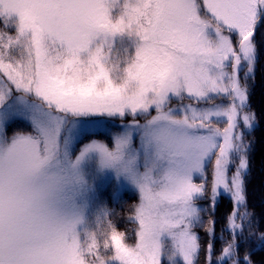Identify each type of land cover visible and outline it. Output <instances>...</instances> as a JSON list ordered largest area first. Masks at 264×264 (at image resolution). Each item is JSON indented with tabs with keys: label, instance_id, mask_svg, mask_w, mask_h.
Masks as SVG:
<instances>
[{
	"label": "snow or ice",
	"instance_id": "snow-or-ice-1",
	"mask_svg": "<svg viewBox=\"0 0 264 264\" xmlns=\"http://www.w3.org/2000/svg\"><path fill=\"white\" fill-rule=\"evenodd\" d=\"M262 63L264 0H0V264H256Z\"/></svg>",
	"mask_w": 264,
	"mask_h": 264
},
{
	"label": "trees",
	"instance_id": "trees-1",
	"mask_svg": "<svg viewBox=\"0 0 264 264\" xmlns=\"http://www.w3.org/2000/svg\"><path fill=\"white\" fill-rule=\"evenodd\" d=\"M251 103L257 114L264 116V63L258 66L256 72L255 84L252 86ZM253 135L255 137V144L251 156V175L248 178V203L250 208L259 216L261 213H264V118L261 119L260 125L256 128ZM135 202V200H131L126 205H110V207H115L119 211L120 208L126 209ZM226 210L227 206L222 204L219 207L218 216L222 218ZM121 215H126V212L121 213ZM117 223L120 224L122 231L128 227L120 219L117 220ZM223 227L224 225L221 222L218 225V234L219 229ZM219 248L220 244H216V249L219 250ZM252 248H255L254 244L249 245V249L251 250ZM253 259L256 261V264L264 261V248H256Z\"/></svg>",
	"mask_w": 264,
	"mask_h": 264
},
{
	"label": "rangeland",
	"instance_id": "rangeland-1",
	"mask_svg": "<svg viewBox=\"0 0 264 264\" xmlns=\"http://www.w3.org/2000/svg\"><path fill=\"white\" fill-rule=\"evenodd\" d=\"M111 190V189H110Z\"/></svg>",
	"mask_w": 264,
	"mask_h": 264
}]
</instances>
